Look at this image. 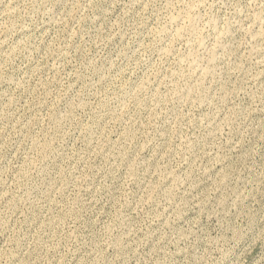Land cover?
Instances as JSON below:
<instances>
[{
    "label": "rangeland",
    "instance_id": "1",
    "mask_svg": "<svg viewBox=\"0 0 264 264\" xmlns=\"http://www.w3.org/2000/svg\"><path fill=\"white\" fill-rule=\"evenodd\" d=\"M0 264H264V0H0Z\"/></svg>",
    "mask_w": 264,
    "mask_h": 264
},
{
    "label": "bare ground",
    "instance_id": "2",
    "mask_svg": "<svg viewBox=\"0 0 264 264\" xmlns=\"http://www.w3.org/2000/svg\"><path fill=\"white\" fill-rule=\"evenodd\" d=\"M188 10H189V9H188ZM190 10H192V9L190 8ZM192 11H193V10H192ZM185 12H186V11H185ZM188 12H189V13H186V14H190V11H188ZM194 12H195V11H194ZM191 15H192V13H191ZM191 15H190L189 17H191ZM187 16H188V15H187ZM192 16H193V15H192ZM189 17H187V18H189ZM184 18H185V17H184ZM191 18L193 19L194 17H191ZM189 19H190V18H189ZM189 19H188V20H189ZM185 20H186V19H185ZM185 20H184V22H185ZM188 20H187V21H188ZM193 20H194V19H193ZM181 21H182V19H181ZM191 21H192V20L188 21V22H189V24H188L189 27H190V24L192 23ZM183 24H186V23H183ZM183 24H182L181 26H183ZM192 24H193V23H192ZM188 25L186 24V27H187ZM184 28H185V25H184ZM184 28H183V29H184ZM189 29H190V28H189Z\"/></svg>",
    "mask_w": 264,
    "mask_h": 264
}]
</instances>
